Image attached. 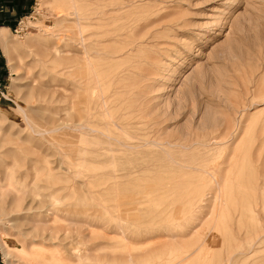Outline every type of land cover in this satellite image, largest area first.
<instances>
[{
  "label": "rangeland",
  "instance_id": "rangeland-1",
  "mask_svg": "<svg viewBox=\"0 0 264 264\" xmlns=\"http://www.w3.org/2000/svg\"><path fill=\"white\" fill-rule=\"evenodd\" d=\"M9 28L3 264H264V0H35Z\"/></svg>",
  "mask_w": 264,
  "mask_h": 264
},
{
  "label": "crops",
  "instance_id": "crops-1",
  "mask_svg": "<svg viewBox=\"0 0 264 264\" xmlns=\"http://www.w3.org/2000/svg\"><path fill=\"white\" fill-rule=\"evenodd\" d=\"M35 0H0V35H7L6 30L10 29L21 17L26 15L33 7ZM6 62L3 55L0 40V86L6 75ZM0 264L3 261L0 256Z\"/></svg>",
  "mask_w": 264,
  "mask_h": 264
},
{
  "label": "bare ground",
  "instance_id": "bare-ground-1",
  "mask_svg": "<svg viewBox=\"0 0 264 264\" xmlns=\"http://www.w3.org/2000/svg\"><path fill=\"white\" fill-rule=\"evenodd\" d=\"M114 1V0H113ZM105 2V1H104ZM116 2V1H115ZM125 2V1H124ZM119 3H120V1H119ZM118 3V4H119ZM126 3V2H125ZM114 4H116V3H114ZM113 4V5H114ZM127 4V3H126ZM107 6V5H106ZM111 6V5H110ZM131 6V5H130ZM100 8V7H99ZM111 9V8H110ZM106 11V10H105ZM111 12V11H110ZM113 12H115V11H113ZM112 13V12H111ZM72 15V14H71ZM75 15V14H74ZM118 18V17H117ZM105 19V18H104ZM112 19V18H111ZM106 20H108V19H106ZM101 21H103V20H100V22ZM99 22V23H100ZM104 22V21H103ZM106 22L107 21H105V23L104 24H106ZM132 23H134V22H132ZM102 24V23H101ZM108 24V23H107ZM107 27H108V25H107ZM112 28V27H111ZM99 30H101V29H99ZM102 30H103V27H102ZM103 32H105V31H103ZM108 32V34L110 33V31H106V33ZM121 32V31H120ZM124 32H125V30H124ZM116 34V33H115ZM101 35V34H100ZM105 35V34H104ZM104 35H102V36H104ZM116 36V35H115ZM120 37H122V36H120ZM125 37V36H124ZM152 37V36H151ZM127 39V38H126ZM0 40H1V44H3V46H6L7 45V39L5 40V38L2 36V35H0ZM143 40V39H142ZM140 41V40H139ZM133 44V43H132ZM119 51H121V50H119ZM118 51V52H119ZM100 83H101V81H100ZM100 83H99V96H100V103L102 104L103 103V105H104V103L106 102V100H104L102 97H103V93L104 92H102V89H101V86H100ZM101 90V91H100ZM104 91V90H103ZM115 94V93H114ZM116 96V95H115ZM114 99V98H113ZM110 101V100H109ZM116 101V100H115ZM118 105V104H117ZM106 105H104V107H105ZM104 115H105V117H107V119H106V125L107 126H111V127H115V128H117V127H119L120 125H118L117 123H115V122H113L112 120V116L110 115V113H107V112H105L104 113ZM117 115V114H116ZM123 115V114H122ZM123 123V122H122Z\"/></svg>",
  "mask_w": 264,
  "mask_h": 264
}]
</instances>
